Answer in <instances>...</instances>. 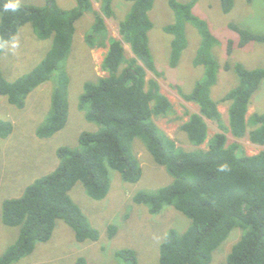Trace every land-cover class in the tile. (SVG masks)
I'll use <instances>...</instances> for the list:
<instances>
[{
	"label": "trees",
	"instance_id": "16d2710c",
	"mask_svg": "<svg viewBox=\"0 0 264 264\" xmlns=\"http://www.w3.org/2000/svg\"><path fill=\"white\" fill-rule=\"evenodd\" d=\"M97 1L99 10L93 8L92 0H76L70 9L47 0L45 5L19 3L13 12L4 11L7 0H0V56L4 44L28 23L34 26L40 39L53 40L45 57L15 81H7L0 71V94L7 95L9 102L20 108L28 94L55 73L52 108L38 130L41 138L52 137L67 123L70 79L64 60L83 15H93L85 34L87 44L91 48H107L101 63L107 75L87 81L78 104L87 120L98 128L82 131L76 146L61 145L57 150L59 163L52 171L36 178L21 196L5 200L3 222L20 227V236L0 258V264H13L31 254L38 242L48 241L58 219L74 229L79 241H97L99 231L70 192L82 182L90 197L103 199L111 186V169L120 172L125 180L137 182L142 169L135 150L136 139H140L156 163L167 169L173 181L156 192L139 190L134 201L146 205L154 215L165 206H173L192 221L182 233L175 228L166 232L159 264H207L234 229L241 230V235L228 255V263L264 264V151L247 155L238 143L227 144L224 131L227 127L219 109L220 103L228 104L229 129L233 135L239 138L248 135L252 143L264 145V113L247 116L252 96L264 80V67L249 69L241 62L235 63L233 69L239 83L215 100L212 87L217 81L219 63L212 50L217 38L208 23L194 14L195 1L169 0L175 13V21L164 27L173 36L170 65H177L186 48V25L191 23L202 35L194 63L205 66L204 75L192 91L182 92L187 101L197 103L200 108L180 126L196 147L183 148L157 124L161 118L181 117L171 115L172 103L160 91L157 80L146 78V69L159 73L149 44V33L154 27L149 12L155 0H125L131 2V7L120 21L121 39L108 36L105 22L106 17L116 13L114 0ZM220 3L223 11L230 12L235 0ZM230 27L238 33L239 42L228 41L229 55L237 45L244 48L251 42L264 44V34L236 23ZM124 43L130 44L133 57L128 58ZM225 67L230 69L231 63L227 62ZM205 118L215 120L222 132L209 140L208 148H200L208 137ZM12 130L13 123L0 118V137L9 136ZM108 232L113 237L117 227L109 225ZM117 255L138 264L132 249L118 250ZM78 264L87 262L80 257Z\"/></svg>",
	"mask_w": 264,
	"mask_h": 264
},
{
	"label": "rangeland",
	"instance_id": "374dc122",
	"mask_svg": "<svg viewBox=\"0 0 264 264\" xmlns=\"http://www.w3.org/2000/svg\"><path fill=\"white\" fill-rule=\"evenodd\" d=\"M64 9H70L76 0H55ZM195 1L193 12L203 18L217 38L212 52L219 63L217 81L212 87V97L220 99L239 83L233 69L241 62L249 69L264 67V44L251 42L246 47L238 45L232 53H227L228 41L239 42L238 33L230 25L236 23L254 33L264 34V0H235L230 12L223 11L220 0H179ZM18 3L45 5L47 0H17ZM93 8L100 9V2L92 0ZM115 15L106 17L108 36L120 38V21L126 17L131 2L114 0ZM154 27L149 33L150 49L155 60L158 74L150 69L147 80L156 79L160 91L172 103V116L179 120L161 118L158 126L178 146L186 149L195 148L180 129L191 113L199 112L197 103L187 101L182 92H190L198 79L205 72V66L194 63L201 44L202 35L191 23L186 25L187 46L182 51L175 67L170 65L173 36L164 30L167 24L175 21V13L169 0H155L149 12ZM1 19V14H0ZM93 22V15H83L76 24L71 50L64 62L69 74V116L64 128L52 137L41 138L38 130L45 122L52 108L53 92L56 84L55 73L46 83L34 88L25 98L23 108L9 102L7 95L0 94V118L13 123V130L7 137H0V258L18 240L20 227L8 226L3 222V204L6 199L21 196L28 185L36 178L52 171L59 163L57 150L61 145L76 146L82 131L95 130L98 126L87 120L78 104L84 84L99 76H105L101 63L107 52L106 47L91 48L85 41V34ZM53 40L40 39L31 23L22 26L13 40L4 44L0 56V71L9 82L30 72L46 55ZM128 58L133 57L131 46L124 43ZM63 62V63H64ZM227 62L231 68H226ZM223 121L227 129V144L238 143L239 149L247 155L264 151V145L252 143L248 135L236 137L229 129L228 104L220 103ZM255 112L264 113V80L253 94L247 116ZM171 118V117H170ZM208 124V137L200 148H208L209 140L222 132L217 122L205 118ZM135 150L142 169V176L137 182L125 180L121 173L111 169V186L107 195L100 200L90 197L82 182L71 190V196L81 207L89 222L99 231L97 241H79L74 229L64 220L58 219L51 238L38 242L35 250L15 261L13 264H78L80 257L87 264H131L117 251L129 248L135 253L138 264H159L160 248L166 232L175 228L184 232L192 223L191 219L173 206H165L157 214H151L148 207L134 201L139 190L158 191L160 187L173 181L172 175L164 166L154 160L140 139H136ZM139 140V141H138ZM115 225L117 232L109 237V225ZM241 230L234 229L229 237L213 252L212 260L207 264H229L228 255L234 243L239 239Z\"/></svg>",
	"mask_w": 264,
	"mask_h": 264
},
{
	"label": "clouds",
	"instance_id": "9594fccd",
	"mask_svg": "<svg viewBox=\"0 0 264 264\" xmlns=\"http://www.w3.org/2000/svg\"><path fill=\"white\" fill-rule=\"evenodd\" d=\"M18 8H19V3L17 2V0H7V2L3 4L4 11L11 10L15 12Z\"/></svg>",
	"mask_w": 264,
	"mask_h": 264
}]
</instances>
